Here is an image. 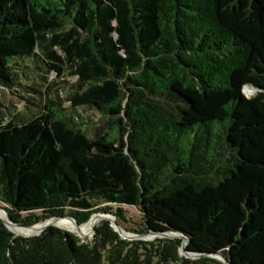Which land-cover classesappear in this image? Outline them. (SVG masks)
<instances>
[{"label":"trees","instance_id":"16d2710c","mask_svg":"<svg viewBox=\"0 0 264 264\" xmlns=\"http://www.w3.org/2000/svg\"><path fill=\"white\" fill-rule=\"evenodd\" d=\"M52 72L76 78L66 97ZM3 88L37 107L0 111L13 221L112 212L264 264V0H0ZM182 243L123 240L110 221L90 242L55 226L25 238L0 219V264H223Z\"/></svg>","mask_w":264,"mask_h":264},{"label":"rangeland","instance_id":"374dc122","mask_svg":"<svg viewBox=\"0 0 264 264\" xmlns=\"http://www.w3.org/2000/svg\"><path fill=\"white\" fill-rule=\"evenodd\" d=\"M49 77V80L50 81H55L57 82L58 86H57V90H59L61 93H62V96L63 97H66L67 94H68V91H67V87L66 85H64L62 83V81H70V82H75L76 78L71 76L70 74H65L64 77H57L56 74L54 72L50 73L48 75ZM25 82L27 84H29V81L25 80ZM20 91V92H18ZM25 91L23 89H19V88H16V89H13V90H7V89H2L1 92H0V111H4L5 113H7V118L5 119V122L8 123L10 122L11 120L14 119L15 115L19 114V113H28L29 115L32 114L33 112H35V110L37 109L36 106L30 104L27 102V100L23 99L22 95H27V93H25ZM248 93V92H247ZM246 93V94H247ZM250 95H248L249 97H252L256 94V91L255 92H252V93H249ZM54 94H52L53 96ZM31 96H35L34 94H32ZM37 97V96H35ZM45 103L43 102V105ZM69 105V103L66 104V107ZM9 108L10 111L7 109ZM94 120H98V117H94L93 118ZM97 123V122H96ZM88 131L90 134H93V129L92 127H89L88 128ZM3 209V208H2ZM0 210H1V207H0ZM3 211V210H2ZM100 214V213H98ZM104 215H107L109 219L113 220L115 219V216H114V213L112 212H103ZM103 214H100V215H103ZM0 216L2 217V212L0 211ZM0 217V218H1ZM68 220H71L68 218ZM46 221V220H45ZM45 221H41V222H45ZM73 221V220H71ZM104 221H107V220H101L100 222H98L95 226L97 227L98 225H100L102 222ZM40 223V222H39ZM76 224V223H75ZM55 227H59L65 231H68L70 233H73V234H77L73 231H70L68 229H65L61 226H58V225H53ZM123 229V228H122ZM124 230V229H123ZM126 232V231H125ZM15 234V233H14ZM95 234H96V229L95 231H92L85 237H80L83 242H90L94 239L95 237ZM124 236H127L128 234L127 233H122ZM16 236H22V235H17L15 234ZM24 237V236H23ZM34 237V236H33ZM123 240H128V241H132V238H126V237H123V236H120ZM159 237V236H158ZM25 238H29V237H25ZM157 238L156 236L155 237H150L149 239H155ZM165 238V237H164ZM166 238H171V239H174V237H171V236H168Z\"/></svg>","mask_w":264,"mask_h":264},{"label":"water","instance_id":"95a60500","mask_svg":"<svg viewBox=\"0 0 264 264\" xmlns=\"http://www.w3.org/2000/svg\"><path fill=\"white\" fill-rule=\"evenodd\" d=\"M253 88V87H252ZM254 89V88H253ZM256 90V89H254ZM100 214H103V212H99ZM95 214H98V213H95ZM93 214V216L95 215ZM92 216V217H93ZM115 216V221L113 222V220L111 219H104V220H107V221H110L111 223V226L114 228V230L120 235V236H123V237H128V238H132V240H152V239H149L151 236L152 237H157L159 236V238H166L168 236H171V237H174V238H180L182 239L183 243H182V246L180 248V255L182 257H187V258H193V259H196V258H200L202 256H209V257H213V258H216L218 259L219 261H221L223 264H231L229 262V260L221 255V254H217V255H210V254H205V253H198V252H193V251H189L187 250V245L189 243V238L183 234L182 232H179V231H167V232H156V231H149L148 233H145V234H136V233H133V232H130L128 231L127 229L124 228V230L126 231V233L128 234L127 236H124L121 232H120V228L122 227L118 222H117V216L114 214ZM91 217V218H92ZM10 220L12 223H14L15 225H17L18 227L20 228H29V227H23L21 225H19L18 223H16L15 221L12 220V218L9 216ZM65 218H69L71 220H73L77 226H81L82 224H79V222L77 221L76 218L72 217V216H60V217H52L50 219H47L45 222H47V226L40 232H38L37 234H34L32 236H24V237H33V236H39L41 235L48 227L50 226H53V221L57 220V219H65ZM1 221L6 225V227L11 230V228L9 227L8 223L3 220L2 218H0ZM33 227V226H31ZM123 228V227H122ZM96 229V226L93 227V231H95ZM12 231V230H11ZM13 232V231H12ZM14 233V232H13ZM78 237H82L80 234H76Z\"/></svg>","mask_w":264,"mask_h":264},{"label":"bare ground","instance_id":"6f19581e","mask_svg":"<svg viewBox=\"0 0 264 264\" xmlns=\"http://www.w3.org/2000/svg\"><path fill=\"white\" fill-rule=\"evenodd\" d=\"M244 91H245V93L248 92L247 95H250L249 93L255 92V90L251 86H246ZM0 211L2 212V217L1 216L0 217L8 223L11 230L17 235L32 236V235L37 234L38 232L42 231L48 224L47 222H40V223L34 225L33 227L20 228L11 222V220L9 218V214L7 213L6 210L2 209V207H1ZM107 218H108L107 215L95 214L87 223H84L81 226H77L74 221L68 220V218L57 219V220L53 221V224L61 226L65 229H68V230L73 231L77 234H80L82 237H85L92 231L93 227L98 222H100L101 220L107 219ZM123 229H124V227H123ZM123 229L121 227L120 232L126 233L125 230H123Z\"/></svg>","mask_w":264,"mask_h":264}]
</instances>
